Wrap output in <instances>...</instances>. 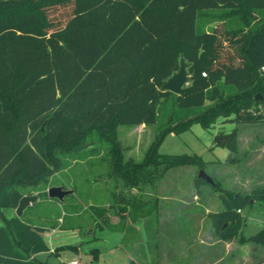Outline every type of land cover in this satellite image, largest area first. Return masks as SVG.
Wrapping results in <instances>:
<instances>
[{
  "label": "trees",
  "instance_id": "obj_1",
  "mask_svg": "<svg viewBox=\"0 0 264 264\" xmlns=\"http://www.w3.org/2000/svg\"><path fill=\"white\" fill-rule=\"evenodd\" d=\"M181 58L187 90H162ZM262 66L264 0H0V264H45L34 255L50 249L44 233L58 227L4 215L18 207L23 185L103 147L104 162L129 177V187L151 164L203 167L197 154L156 151L168 133L194 122L206 129L219 117L264 123ZM166 103L191 113L169 115L146 160L123 161L119 126L154 124ZM214 145L229 149L227 163L237 161L235 129L219 131ZM38 196L48 199L47 189ZM112 196L107 207L92 209L97 226L113 215L134 222L157 210ZM220 198L223 209L212 218L228 239L239 230V211L264 202V184L248 193L222 190ZM244 240L264 246V228Z\"/></svg>",
  "mask_w": 264,
  "mask_h": 264
},
{
  "label": "rangeland",
  "instance_id": "obj_2",
  "mask_svg": "<svg viewBox=\"0 0 264 264\" xmlns=\"http://www.w3.org/2000/svg\"><path fill=\"white\" fill-rule=\"evenodd\" d=\"M176 110L171 103H166L154 124L119 126L117 138L123 161L130 158L140 163L150 157L157 134L168 125L169 115ZM177 111L179 118L191 113L186 109ZM234 129L238 159L227 163L229 149L214 145V137L221 130ZM106 153L103 147L98 155L68 159L64 168L42 182L21 187L25 195L37 197L24 211V220L45 226L84 225L82 231L56 228L46 234L52 248L40 258L48 264H66L74 254L64 247L68 244L109 247L116 240L133 256V264H257L264 256V246L244 240L264 228V202L255 201L239 211L242 217L239 230L228 239L222 238L212 218V214L223 209L222 190L248 193L264 184V123L238 124L219 117L209 129L194 122L188 130L170 132L156 153L197 154L204 160L203 167L179 164L165 168L151 164L146 172L137 175L139 184L132 187L126 186L131 182L129 177L114 174L113 166L104 162ZM200 170L209 173L221 191L201 180ZM60 185L74 190L63 202L38 196L42 189ZM113 191L148 205L156 204L157 210L134 222L113 215L110 223L97 226L98 219L94 218L92 209L105 208L112 203ZM3 213L16 215V209L4 208ZM95 237L103 238L102 242L99 244ZM56 250L60 254L55 253Z\"/></svg>",
  "mask_w": 264,
  "mask_h": 264
},
{
  "label": "crops",
  "instance_id": "obj_3",
  "mask_svg": "<svg viewBox=\"0 0 264 264\" xmlns=\"http://www.w3.org/2000/svg\"><path fill=\"white\" fill-rule=\"evenodd\" d=\"M140 125H144V124H140ZM64 188H65V186H64ZM66 189H68V188H66ZM73 192H74V190H73ZM60 201H62V200H60ZM9 216H12V215H9ZM36 225H41V224H36ZM101 227H103V226H101ZM57 228L66 229V230H74V231H76V230L82 231L84 228V225H82V227H74V228L69 227V225H67L65 227H62V226L59 227V225H58ZM52 229H56V228H52ZM52 229L45 232L44 237ZM91 230H93V228H91ZM102 239L103 238L95 237V241L97 240V242L99 244L102 242ZM45 240H46V238H45ZM80 243H82V241ZM79 245L80 244L72 243V244H68L67 246H64V247H67L68 249L72 250L74 253L73 256H71L69 258V260H67L66 264H68L69 261H71L73 259H78L81 264H108V262H114V264H133V263H135L133 256L130 254H127L128 252H125V250L122 247V243H120V242L118 243L117 240L115 242H113L109 247L108 246L104 247V245H102V244L99 246H93V247L91 246L92 244H86V245L84 244L81 247ZM48 246L50 249L52 248V247H50V245H48ZM94 248L99 249L98 255L93 251ZM42 253L43 252L37 253L34 255V257L43 261L45 264L46 263L48 264V262H46L40 258V255ZM55 253L60 254L58 250H56Z\"/></svg>",
  "mask_w": 264,
  "mask_h": 264
},
{
  "label": "water",
  "instance_id": "obj_4",
  "mask_svg": "<svg viewBox=\"0 0 264 264\" xmlns=\"http://www.w3.org/2000/svg\"><path fill=\"white\" fill-rule=\"evenodd\" d=\"M187 67L188 63L185 61L184 58H181L180 68L171 77L164 81L161 89L172 91L175 94H181L185 92L188 88L187 84L189 79V72ZM259 97H261L260 94L257 95V99ZM199 177L204 179L207 183L211 184L212 186H217V183L215 182L214 178L205 170H200ZM47 191L50 198H57L59 200H63L66 195L73 193L72 189H66L62 185L52 186ZM36 200V196L24 195L20 199L19 205L16 208V215L19 217L22 216L25 209Z\"/></svg>",
  "mask_w": 264,
  "mask_h": 264
},
{
  "label": "built area",
  "instance_id": "obj_5",
  "mask_svg": "<svg viewBox=\"0 0 264 264\" xmlns=\"http://www.w3.org/2000/svg\"><path fill=\"white\" fill-rule=\"evenodd\" d=\"M262 71H264V66H262ZM203 75H206V73H203ZM68 264H81V263L78 259H73V260L69 261Z\"/></svg>",
  "mask_w": 264,
  "mask_h": 264
}]
</instances>
